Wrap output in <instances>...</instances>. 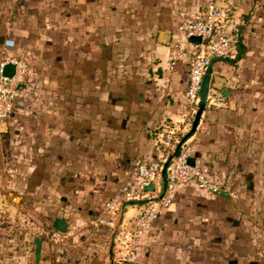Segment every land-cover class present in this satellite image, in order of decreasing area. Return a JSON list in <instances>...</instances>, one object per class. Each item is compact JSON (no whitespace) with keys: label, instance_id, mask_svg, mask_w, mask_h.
<instances>
[{"label":"crops","instance_id":"0c3cea01","mask_svg":"<svg viewBox=\"0 0 264 264\" xmlns=\"http://www.w3.org/2000/svg\"><path fill=\"white\" fill-rule=\"evenodd\" d=\"M208 1L0 0V62L30 66L0 137V263L264 264V0H213L229 9L236 53L213 60L188 133L221 192L174 191L133 260L117 243L111 256L121 216L101 223L135 163L162 156L157 130L184 125L194 42L175 36ZM141 211L128 207L120 230Z\"/></svg>","mask_w":264,"mask_h":264},{"label":"built area","instance_id":"2783aa9c","mask_svg":"<svg viewBox=\"0 0 264 264\" xmlns=\"http://www.w3.org/2000/svg\"><path fill=\"white\" fill-rule=\"evenodd\" d=\"M229 20V9L210 0L197 14L183 19L177 26L175 36L177 48H180L186 38L190 39L193 36L201 38L200 43H191L193 51L190 56L184 125L165 124L157 130V147L162 156L155 160L141 159L135 163V180L125 182L118 194L108 200L105 213L109 217L101 219V223L109 224L114 218L124 216L128 207L141 208L142 211L134 216L135 230L122 232L119 229L116 234L115 244H119L126 252L122 255L123 261L135 258V242L147 231L163 206L170 202L174 191L189 184H195L198 189L210 194H217L222 190V184L216 178L199 166L189 163V159L193 157V148L188 132L199 110L204 75L212 66L213 60H226L235 56L237 37L228 29ZM8 64L15 66L11 76L4 73ZM29 70V62L23 57L6 55L0 62V137L4 134L6 120L21 94ZM178 147L180 152L176 156L175 151ZM163 180L166 189L161 194L158 186ZM151 184L154 186L153 189H149ZM129 233L132 234L131 238L128 237Z\"/></svg>","mask_w":264,"mask_h":264},{"label":"water","instance_id":"95a60500","mask_svg":"<svg viewBox=\"0 0 264 264\" xmlns=\"http://www.w3.org/2000/svg\"><path fill=\"white\" fill-rule=\"evenodd\" d=\"M190 40L194 43H200L201 42V38L197 37V36L191 37ZM14 71H15V66L13 64H8L5 67L4 73L7 76H11V75H13ZM211 79H212V71H211V69H209L206 72V74L204 75V80H203L202 88H201V102H200L199 110L196 114V117H195V120H194V123L192 126V131H194L196 129V127L198 126L200 119H201V116H202V113L207 106ZM179 152H180V148L178 147L175 151V155L177 156L179 154ZM189 163L191 165H196L195 158L191 157L189 159ZM166 166H167V164H166ZM153 188H154V186H153V184H151L149 186V189H153ZM122 221H123V216H121L119 222L117 223V225L115 227L114 234H113L112 243H111V256H112V258L114 257L115 237H116L118 230L120 229ZM51 228L53 231L66 234L69 230V221L65 218H62V217H56L52 223Z\"/></svg>","mask_w":264,"mask_h":264},{"label":"rangeland","instance_id":"374dc122","mask_svg":"<svg viewBox=\"0 0 264 264\" xmlns=\"http://www.w3.org/2000/svg\"><path fill=\"white\" fill-rule=\"evenodd\" d=\"M0 251H3V250L1 249ZM0 264H2V263H0Z\"/></svg>","mask_w":264,"mask_h":264},{"label":"trees","instance_id":"16d2710c","mask_svg":"<svg viewBox=\"0 0 264 264\" xmlns=\"http://www.w3.org/2000/svg\"><path fill=\"white\" fill-rule=\"evenodd\" d=\"M189 135V134H188Z\"/></svg>","mask_w":264,"mask_h":264}]
</instances>
